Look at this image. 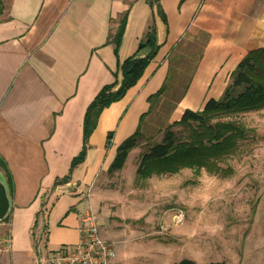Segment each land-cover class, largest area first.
<instances>
[{
    "label": "crops",
    "instance_id": "1",
    "mask_svg": "<svg viewBox=\"0 0 264 264\" xmlns=\"http://www.w3.org/2000/svg\"><path fill=\"white\" fill-rule=\"evenodd\" d=\"M126 1L0 0V156L13 179V208L0 222V264H46L51 250L78 241L88 199L74 202L49 229L50 196L68 182L78 184L70 194L92 187L148 113L150 95L163 87L159 96L179 97L174 110L182 107L181 116L201 110L224 97L249 51L264 47V0H160L167 23L157 4ZM128 6L116 56L108 38ZM153 20L158 54L124 98L103 110L85 161L70 173L88 105L104 85L121 81L118 62L136 52Z\"/></svg>",
    "mask_w": 264,
    "mask_h": 264
},
{
    "label": "rangeland",
    "instance_id": "2",
    "mask_svg": "<svg viewBox=\"0 0 264 264\" xmlns=\"http://www.w3.org/2000/svg\"><path fill=\"white\" fill-rule=\"evenodd\" d=\"M166 94L153 99L125 167L100 171L92 187L82 184L79 194L54 193L46 225L50 229L74 202H86L91 187L92 205L103 237L115 248L116 264H173L183 258L199 264H264V107L235 116L247 136L221 162L232 169L229 175L183 168L143 178L137 173L142 154L181 118L182 107L174 110L180 98ZM174 129L188 133L181 126ZM43 225L41 220L39 228Z\"/></svg>",
    "mask_w": 264,
    "mask_h": 264
},
{
    "label": "trees",
    "instance_id": "3",
    "mask_svg": "<svg viewBox=\"0 0 264 264\" xmlns=\"http://www.w3.org/2000/svg\"><path fill=\"white\" fill-rule=\"evenodd\" d=\"M149 3L152 7L157 4V13L163 22L167 23V16L161 7L160 0H149ZM1 10L0 7V12ZM129 14L130 6L124 11L115 33L110 34L108 38V42L114 44L116 56L122 44ZM160 47L156 23L153 20L139 41L136 52L124 61L118 62V72L122 74L121 81L116 80L104 85L88 105L83 122L82 149L72 159L70 173L77 165L85 161L90 148L89 139L97 128L103 110L124 98L128 90L138 83L148 65L158 54ZM115 76L117 77L118 74L116 73ZM231 78L232 81L227 86L223 98H210L203 109L198 111L186 109L181 118L165 130L163 139L154 143L142 154L137 169L140 177L148 178L153 174L176 173L183 168L195 169L198 172L204 168L210 173L223 176L232 172L230 166L224 167L221 162L235 154L240 140L247 136V128L235 116L264 107V47L249 51L238 63ZM162 90L163 87L150 95L148 100L153 103V99L159 96ZM151 109L152 105L148 113ZM148 113L141 116L136 131L118 146L116 155L108 168L109 173L121 170L125 166L130 151L139 144L141 125ZM179 126L188 133L174 129ZM112 138L113 131H109L106 147H109ZM0 167L7 175L13 194V179L1 156ZM57 184L59 182H56L55 187ZM173 264L199 263L190 258H183ZM209 264L228 263L222 261Z\"/></svg>",
    "mask_w": 264,
    "mask_h": 264
},
{
    "label": "built area",
    "instance_id": "4",
    "mask_svg": "<svg viewBox=\"0 0 264 264\" xmlns=\"http://www.w3.org/2000/svg\"><path fill=\"white\" fill-rule=\"evenodd\" d=\"M87 192L88 205L80 219L78 241L51 250L46 264H116L115 248L103 237L98 213L90 200L91 187Z\"/></svg>",
    "mask_w": 264,
    "mask_h": 264
},
{
    "label": "water",
    "instance_id": "5",
    "mask_svg": "<svg viewBox=\"0 0 264 264\" xmlns=\"http://www.w3.org/2000/svg\"><path fill=\"white\" fill-rule=\"evenodd\" d=\"M76 182H68L57 187L58 192L72 193L77 189ZM13 208V195L6 173L0 167V222L8 218Z\"/></svg>",
    "mask_w": 264,
    "mask_h": 264
}]
</instances>
